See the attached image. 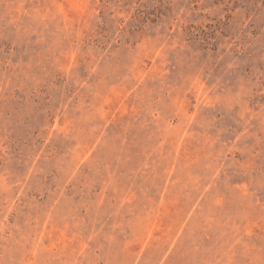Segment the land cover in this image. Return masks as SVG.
<instances>
[{
    "label": "rangeland",
    "instance_id": "374dc122",
    "mask_svg": "<svg viewBox=\"0 0 264 264\" xmlns=\"http://www.w3.org/2000/svg\"><path fill=\"white\" fill-rule=\"evenodd\" d=\"M0 264H264V0H0Z\"/></svg>",
    "mask_w": 264,
    "mask_h": 264
}]
</instances>
